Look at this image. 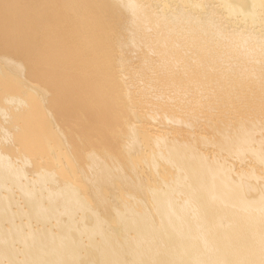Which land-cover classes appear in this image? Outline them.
<instances>
[{
    "label": "bare ground",
    "instance_id": "bare-ground-1",
    "mask_svg": "<svg viewBox=\"0 0 264 264\" xmlns=\"http://www.w3.org/2000/svg\"><path fill=\"white\" fill-rule=\"evenodd\" d=\"M0 264H264V0H0Z\"/></svg>",
    "mask_w": 264,
    "mask_h": 264
},
{
    "label": "water",
    "instance_id": "water-1",
    "mask_svg": "<svg viewBox=\"0 0 264 264\" xmlns=\"http://www.w3.org/2000/svg\"><path fill=\"white\" fill-rule=\"evenodd\" d=\"M0 76H1V72H0Z\"/></svg>",
    "mask_w": 264,
    "mask_h": 264
}]
</instances>
